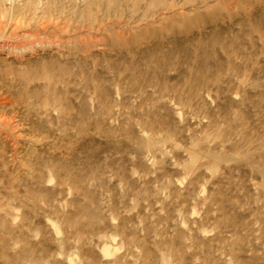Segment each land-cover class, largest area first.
I'll return each instance as SVG.
<instances>
[{
    "label": "rangeland",
    "instance_id": "rangeland-1",
    "mask_svg": "<svg viewBox=\"0 0 264 264\" xmlns=\"http://www.w3.org/2000/svg\"><path fill=\"white\" fill-rule=\"evenodd\" d=\"M0 264H264V0H0Z\"/></svg>",
    "mask_w": 264,
    "mask_h": 264
},
{
    "label": "bare ground",
    "instance_id": "bare-ground-1",
    "mask_svg": "<svg viewBox=\"0 0 264 264\" xmlns=\"http://www.w3.org/2000/svg\"><path fill=\"white\" fill-rule=\"evenodd\" d=\"M92 41V40H91Z\"/></svg>",
    "mask_w": 264,
    "mask_h": 264
}]
</instances>
